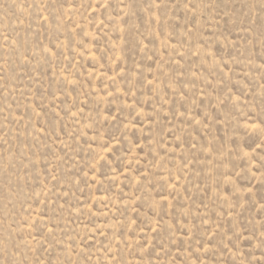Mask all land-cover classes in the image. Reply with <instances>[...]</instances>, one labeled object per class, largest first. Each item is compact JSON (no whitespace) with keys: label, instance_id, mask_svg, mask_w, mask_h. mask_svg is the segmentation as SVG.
Segmentation results:
<instances>
[{"label":"rangeland","instance_id":"rangeland-1","mask_svg":"<svg viewBox=\"0 0 264 264\" xmlns=\"http://www.w3.org/2000/svg\"><path fill=\"white\" fill-rule=\"evenodd\" d=\"M0 264H264V0H0Z\"/></svg>","mask_w":264,"mask_h":264}]
</instances>
